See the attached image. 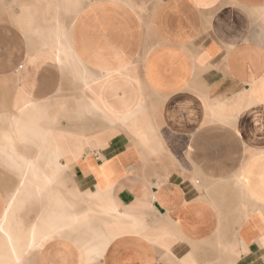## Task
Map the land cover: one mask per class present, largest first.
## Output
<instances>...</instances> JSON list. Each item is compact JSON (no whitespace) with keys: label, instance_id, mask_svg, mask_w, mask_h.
<instances>
[{"label":"crops","instance_id":"0c3cea01","mask_svg":"<svg viewBox=\"0 0 264 264\" xmlns=\"http://www.w3.org/2000/svg\"><path fill=\"white\" fill-rule=\"evenodd\" d=\"M56 34L82 71H129L161 146L141 156L121 133L96 134L76 164L81 190L112 186L143 225L102 264H264V0H0V109L19 81L77 111Z\"/></svg>","mask_w":264,"mask_h":264},{"label":"bare ground","instance_id":"6f19581e","mask_svg":"<svg viewBox=\"0 0 264 264\" xmlns=\"http://www.w3.org/2000/svg\"><path fill=\"white\" fill-rule=\"evenodd\" d=\"M63 37L56 34L57 46H50L55 49L54 59L71 72L72 83L79 91L74 115L89 119L91 114H96L108 122L109 128L81 133L55 127L53 124L60 117L70 118L68 110L63 108L65 102L57 100L54 105L46 99H31L21 93L18 81L12 103L16 108L0 113V168L15 178L14 188L4 189L0 264H34L45 255L50 259L47 264H51L54 244L63 256L59 264H70V261L101 264L115 238L143 228L135 215L118 207L112 186L81 190L78 179L70 189L63 185L68 176L66 172L69 170L74 175L81 158L91 156L86 154L85 147L96 134L106 139L121 133L130 139L141 156L158 153L161 148L159 144H152L158 135L151 123L152 117L144 111L142 98L133 96L134 83L129 71L100 76L82 71L73 50L62 44ZM16 72L19 74V68ZM93 147H96L94 143ZM35 207L38 208L28 222L26 215Z\"/></svg>","mask_w":264,"mask_h":264},{"label":"rangeland","instance_id":"374dc122","mask_svg":"<svg viewBox=\"0 0 264 264\" xmlns=\"http://www.w3.org/2000/svg\"><path fill=\"white\" fill-rule=\"evenodd\" d=\"M76 87L77 86H75V85H73L72 84V91H73V93H76ZM17 90V89H16ZM16 99V91H15V93H14V95H13V98H12V102L10 103V105L8 106V109H3V108H1L0 109V113L1 112H4V111H6V112H8V111H10V110H12V109H14V108H16L12 103H13V101ZM72 107V110L74 111L76 108H77V105H74V96L72 97V105H71ZM68 113H69V117L70 118H64V117H60L58 120H57V122H55L53 125L56 127V125L57 126H59V127H57V128H59V129H61V130H70V131H74V132H87V133H90V131L91 132H94V131H97L98 129L97 128H99V130H107V128L109 127V125H108V123L106 122V121H104V120H102L99 116H97L96 114H88L87 116H89L88 118L89 119H84V120H86V122H89L88 123V125L89 126H93L95 123H96V125H95V127H92V128H82V127H79V124H80V122L81 121H77V120H79L80 118L77 116V115H74V114H76L75 112H72V113H70V111H68ZM71 115V116H70ZM74 115V116H73ZM76 116V117H75ZM94 116V117H93ZM93 118V119H92ZM68 120L69 122L67 123L68 125H71L70 127H67V124L66 123H64L63 121L64 120ZM71 121H70V120ZM90 119H91V121L93 122V124H91V121H90ZM75 121H77V122H75ZM43 124H45L44 122H43ZM66 125V127H64ZM99 126V127H98ZM104 127V128H103ZM85 130V131H84ZM71 171H67L66 173H68L67 175V177H66V181L64 180V183H63V185H64V187L66 188V189H70V188H72L73 186H74V184L76 185V182H75V180H77V178L74 176V175H72L71 173H70ZM9 176V177H8ZM72 178V179H71ZM15 184V178H14V175H12V173L10 174V172H8V171H6V170H4V169H2V168H0V186H2L3 187V190L4 189H7V191H10L12 188H14V185ZM10 187V188H9ZM64 188V189H65ZM5 192H6V190H5ZM37 208L38 207H35V208H32V210H33V212L32 213H30V215H26L27 217H26V219H27V221L29 222V221H31V216H33V213L35 212L34 210H37ZM27 211H28V209L27 210H24V212L23 213H27ZM30 216V217H29ZM48 257V258H47ZM41 259L42 260H40V261H38V262H35L34 264H47L48 262L47 261H50V259H49V256H41ZM31 264H32V262H31Z\"/></svg>","mask_w":264,"mask_h":264},{"label":"snow or ice","instance_id":"6c2138e0","mask_svg":"<svg viewBox=\"0 0 264 264\" xmlns=\"http://www.w3.org/2000/svg\"><path fill=\"white\" fill-rule=\"evenodd\" d=\"M101 264H102V262H101Z\"/></svg>","mask_w":264,"mask_h":264}]
</instances>
